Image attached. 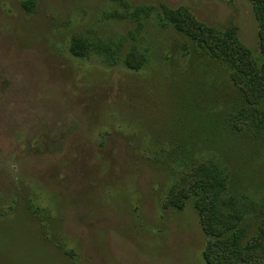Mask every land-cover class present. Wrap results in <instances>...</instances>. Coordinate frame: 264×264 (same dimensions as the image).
<instances>
[{"label":"rangeland","instance_id":"rangeland-1","mask_svg":"<svg viewBox=\"0 0 264 264\" xmlns=\"http://www.w3.org/2000/svg\"><path fill=\"white\" fill-rule=\"evenodd\" d=\"M26 1L0 0V264H208L204 220L264 264V98L163 24L261 53L251 2Z\"/></svg>","mask_w":264,"mask_h":264},{"label":"trees","instance_id":"trees-1","mask_svg":"<svg viewBox=\"0 0 264 264\" xmlns=\"http://www.w3.org/2000/svg\"><path fill=\"white\" fill-rule=\"evenodd\" d=\"M253 6V11L255 14L256 22L259 26V34H260V48L261 53H255L251 49H249L238 37V35L231 34L228 29H224L223 27H214L206 25L205 23L200 22L197 17L188 9V20L183 21L181 24L178 22L173 23V21H165V29L169 30L171 28L178 33L181 32L185 36L187 33L185 30L188 28V40L193 45L194 51L201 52V50L205 49L208 55L212 60H225V58L231 59L232 69L237 70L238 73L233 74L232 78L236 85L244 86L248 92L247 95L253 99L255 98H264V0H249ZM25 10L27 13H31L35 8V1L28 0L23 3ZM181 11L176 10L173 14H179ZM130 21V20H128ZM135 22V21H131ZM162 22V21H161ZM185 25V26H184ZM163 26V25H162ZM187 26V27H186ZM164 27V26H163ZM201 49V50H200ZM138 52H144L140 49ZM205 54V52L203 51ZM192 54V53H191ZM201 54V53H200ZM223 54V55H222ZM199 55V54H198ZM196 55V56H198ZM143 56V55H142ZM147 56H143L145 59ZM225 57V58H223ZM146 60V59H145ZM215 61V62H216ZM230 63V62H229ZM230 63V64H231ZM230 67V66H229ZM134 70H137L138 67H131ZM246 80H249L253 83L251 87H249L246 83ZM257 85H261L258 88ZM204 169V167H202ZM206 171V170H204ZM198 186L194 185L188 193L193 195L196 199H202L205 196L209 197L210 188H215L219 183L208 181V183H197ZM188 194V196H190ZM215 203L221 209L223 201L218 199V196L215 200ZM215 210L214 207H212ZM216 218H219L220 214L215 213ZM247 219H245L246 221ZM203 223V229L209 239V251L207 253L206 261L208 264H224L226 261H223V257L217 253V247L223 244L221 233L217 232L213 227H211L205 220ZM216 248V249H214ZM219 249V248H218ZM212 251V253H211ZM213 251H216L213 252Z\"/></svg>","mask_w":264,"mask_h":264}]
</instances>
